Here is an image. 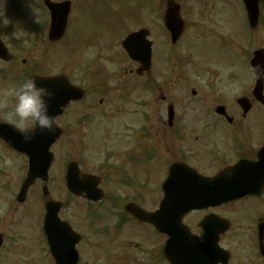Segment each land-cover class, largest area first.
<instances>
[{"label":"flooded vegetation","instance_id":"af4514ba","mask_svg":"<svg viewBox=\"0 0 264 264\" xmlns=\"http://www.w3.org/2000/svg\"><path fill=\"white\" fill-rule=\"evenodd\" d=\"M48 1L65 0H7L16 14L4 15L7 25L0 21L7 51L0 44V52L8 54L0 57V94L35 76L53 93L56 118L53 131L29 141L0 124V264H168L165 236L134 215L157 210L166 190L169 207L191 208L181 227L172 226L174 247L228 252L226 264H264V83L254 95L251 72L252 62L264 63V0H176L184 28L173 41L165 0L145 11H112L116 28L89 31L113 38L117 57L94 49L72 71L47 52L72 43L78 0L55 41ZM135 31L132 45L150 43L147 69L121 45ZM112 64L119 67L106 66ZM99 67L109 73L95 75ZM54 85L76 96L81 88L83 96H57ZM240 98L248 101L245 115ZM49 140L48 179L23 189L32 159L40 173ZM71 163L79 170L73 189L66 182ZM222 171L245 193L223 201L211 180Z\"/></svg>","mask_w":264,"mask_h":264},{"label":"rangeland","instance_id":"374dc122","mask_svg":"<svg viewBox=\"0 0 264 264\" xmlns=\"http://www.w3.org/2000/svg\"><path fill=\"white\" fill-rule=\"evenodd\" d=\"M151 1L152 0H78L71 16L74 17L73 31L75 37L72 43L70 42L71 44L69 48H60L50 52L53 64L59 61L64 62L70 56L72 57L71 61H65V63H68L66 67L72 71L74 69L73 66L76 64L75 60L78 59V61L81 60L84 62L93 54V49H95L96 53L100 51L106 52V58L109 60L117 57V54L112 51L113 38L107 39L100 34H91L89 30L94 28L95 32H98L102 30L100 25L104 24L109 26L111 31L118 25V17L115 16V13H112V11H116L113 10V8H119L121 12H125L126 10L135 9L138 6L139 10L145 11L151 9ZM113 3L119 4L120 7L118 5H113ZM15 14L16 9L14 7L5 6L4 15L14 16ZM88 45L90 48L86 49ZM83 49L86 50L81 56L79 53ZM82 62L79 63L81 64ZM79 66L82 69V65ZM118 67L119 65L117 64L110 65V68L113 70L117 69ZM106 73L109 72L105 69V67H99L96 71H94V74L98 76H105ZM239 92L240 89L234 86V96L239 95Z\"/></svg>","mask_w":264,"mask_h":264},{"label":"clouds","instance_id":"9594fccd","mask_svg":"<svg viewBox=\"0 0 264 264\" xmlns=\"http://www.w3.org/2000/svg\"><path fill=\"white\" fill-rule=\"evenodd\" d=\"M7 0H0V21L7 25L4 17ZM254 79L264 80V63L251 67ZM53 93L37 82L35 76L16 81L0 94V124H7L17 131L25 141L35 138L37 133L51 132L56 127V118L49 112Z\"/></svg>","mask_w":264,"mask_h":264},{"label":"water","instance_id":"95a60500","mask_svg":"<svg viewBox=\"0 0 264 264\" xmlns=\"http://www.w3.org/2000/svg\"><path fill=\"white\" fill-rule=\"evenodd\" d=\"M165 211H166V209H165Z\"/></svg>","mask_w":264,"mask_h":264}]
</instances>
